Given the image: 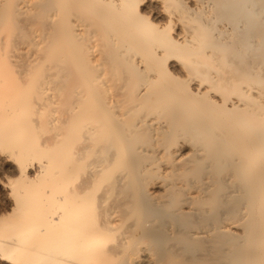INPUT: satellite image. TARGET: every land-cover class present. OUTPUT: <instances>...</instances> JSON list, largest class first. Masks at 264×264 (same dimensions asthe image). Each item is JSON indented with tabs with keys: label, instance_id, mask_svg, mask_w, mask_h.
<instances>
[{
	"label": "bare ground",
	"instance_id": "6f19581e",
	"mask_svg": "<svg viewBox=\"0 0 264 264\" xmlns=\"http://www.w3.org/2000/svg\"><path fill=\"white\" fill-rule=\"evenodd\" d=\"M0 168L6 264H264V0H0Z\"/></svg>",
	"mask_w": 264,
	"mask_h": 264
},
{
	"label": "rangeland",
	"instance_id": "374dc122",
	"mask_svg": "<svg viewBox=\"0 0 264 264\" xmlns=\"http://www.w3.org/2000/svg\"><path fill=\"white\" fill-rule=\"evenodd\" d=\"M9 181L11 182L9 183ZM20 186L23 187V180H19V177L16 174H13L8 170L0 168V238L2 239V241H0V245L5 243V240L8 239L10 236H14L17 238L20 237L22 232L21 230L26 231L23 228H25V226L30 223H28L27 220L31 221L34 219V217L31 218L32 216L28 213L27 210L23 211L20 209H15V207L13 206V203L15 201L11 198V190L13 189V187L19 188ZM28 199L26 201L24 200V202H26L27 204L31 201L30 199L28 201ZM32 235L33 237H35L36 233L33 232ZM146 260L135 262V259L131 258L125 263L154 264ZM121 263L122 261H120L119 263L117 261V263L115 264ZM0 264L6 263L0 259Z\"/></svg>",
	"mask_w": 264,
	"mask_h": 264
}]
</instances>
